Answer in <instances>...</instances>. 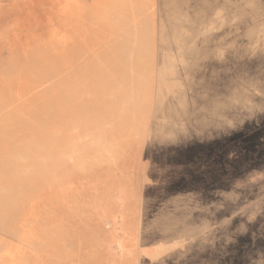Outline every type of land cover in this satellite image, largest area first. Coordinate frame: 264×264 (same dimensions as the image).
<instances>
[{
	"label": "bare ground",
	"instance_id": "1",
	"mask_svg": "<svg viewBox=\"0 0 264 264\" xmlns=\"http://www.w3.org/2000/svg\"><path fill=\"white\" fill-rule=\"evenodd\" d=\"M54 1L67 4L69 0ZM147 6V2L143 6L138 0H95L90 7L82 8L81 16L97 31L93 38L96 43L91 52L93 56L86 61L87 70L77 71L71 65L58 68L52 74V81L59 77V85L41 87L36 98L25 94L18 83L20 66L15 64L12 73H1L7 58L18 59L20 56L14 33L20 30L23 20H33L36 13L32 15L26 10V14L5 15L0 9V200L3 201L0 214L8 213V221L22 227L27 217L12 216L13 203L18 200L21 205L27 204L30 195L48 185L50 188L61 187L68 185L67 181L73 183L82 179L85 183L106 181L102 196H109L110 187L123 180L122 183L129 186L128 190L125 187L126 190L121 191L123 194L132 192L137 200L145 198L172 207L160 223L148 224L144 233L132 239L140 244L150 241L155 250L149 256L165 264V259L182 260L181 252L185 258L196 257L198 246L205 247L214 241L218 232L226 233L235 226L234 219L226 216L231 214L232 208H238V201L244 195L254 197L259 191L256 185L264 181V159L257 157L243 164L227 163L229 172L241 166L233 175L220 176L216 182H208L206 187H196L198 181L194 179L181 182L182 186L176 191L163 190L190 154L227 147L226 141L231 137L247 138L250 135V130L246 129L248 125L264 121V0H161L163 36L158 53L153 52L147 39L145 28L149 23H140L141 17L147 14ZM67 11L58 9L49 20L64 25L69 21ZM111 13L117 16L112 18ZM34 36L31 33L23 36L22 47L29 56ZM87 38L84 33L69 36L65 47L81 59L85 55L78 46V39ZM120 104L121 111L117 108ZM92 115L103 118L105 123L90 125ZM44 119L48 123H44ZM70 120L77 123V128L73 127L74 139L62 141L58 147L45 143L51 152L50 163L45 168L47 175L30 186L33 178L21 175L26 167L4 158L5 148L10 145L8 153L12 157L30 159V155L39 154L38 137L60 135L52 124L65 127L71 124ZM28 135H33V139L28 140ZM137 148H142L141 152L135 153L138 162L128 169L120 168L118 157L125 150ZM63 153L71 155L74 163L68 165L71 166L69 171L62 173L59 165L67 164ZM244 156L246 153L238 157ZM81 168L88 172L82 179L75 177L77 169ZM138 169L146 192L134 188L140 184L132 178ZM59 170L60 174L57 173ZM105 171L109 175L102 177ZM60 175L59 182L52 184L50 177L56 179ZM13 181L18 188L9 187ZM209 184H215V188L209 189ZM155 186L159 189L148 190ZM86 196L74 197L78 201L74 210L80 212L82 219L106 210H100L107 203L104 199ZM180 196L185 199H179ZM79 206L83 210L79 211ZM69 212L70 209H64L66 219L71 221L73 217ZM143 212L148 214L146 209ZM3 223L0 220V230L6 227ZM67 234V231L63 233L59 241ZM196 236L203 237L196 240ZM14 251L18 264H42L39 257L27 261L28 253L20 248ZM257 262L264 264V257Z\"/></svg>",
	"mask_w": 264,
	"mask_h": 264
},
{
	"label": "rangeland",
	"instance_id": "2",
	"mask_svg": "<svg viewBox=\"0 0 264 264\" xmlns=\"http://www.w3.org/2000/svg\"><path fill=\"white\" fill-rule=\"evenodd\" d=\"M28 1L30 0H0V9L3 10L5 15L13 12L17 14H26V10H30L32 15L36 13L33 20H23V22H25L26 24L22 22L20 30L14 33L15 38L17 39V46H19L18 51L20 56L18 59H15L13 57L7 58V61L1 73H12L15 71V69L13 68L15 64L16 66H20V69L22 71H19L17 81L18 83H20V86L22 85L25 94L36 98L38 95H40V91L38 89H40L41 87L45 85H59V77L57 78V81H52V74L58 68H64L71 65V67H73L77 71L87 70L86 61H88V59L91 57V52L96 46L93 38L96 37L97 31H94V29L90 28L91 22L85 20L83 16H81V10L82 8L90 7L95 0H69L67 4H65L64 1L54 0H31V3H28ZM138 1L143 2V6L145 2H147L148 4L147 14L144 17H141L140 23L144 25H146V23H149L145 28L146 34L148 35L147 39H149L150 47L153 52L158 53L161 46V38L163 36L161 27L162 24L160 19L161 9L159 7V2L161 0ZM71 7L72 10H70ZM62 8L69 10V12L67 11L69 14V21L64 25H61L59 21H50L49 19H51L52 15L55 14L56 10ZM37 12L40 14H38ZM118 13L119 12H117V14ZM111 14L112 18H115L117 16L116 13ZM130 28H132V26ZM104 30L105 28H102V31ZM28 33L35 35V39L31 44L32 52L30 56L25 51V47H22V41L24 39L23 36ZM77 33H84L88 36V38L85 40L78 39V46L85 55L81 59L75 57L76 55L73 56V53L69 52L68 47H65L67 38L69 36L77 35ZM35 40L37 44H34L36 43ZM33 45H37L38 47ZM35 48H37L38 50ZM68 54L71 55L68 56ZM34 55L38 58L35 59ZM43 56H45L46 58ZM22 60L25 61L23 62ZM11 62L13 63V66ZM25 63L27 64L25 65ZM10 65L11 67L9 68ZM32 76L33 78H31ZM117 108H120L119 110L121 111V104L118 105ZM42 121L44 123H48L47 119H44ZM71 121L72 120H70L71 124H67L65 127H61L60 124L56 123L52 124L54 129L57 130L60 135H48L46 138L45 136L38 137V155H30V159H26L22 156L20 158L12 157L8 153L10 147V145L8 144V147L5 148L6 153L2 156L9 161L13 160L15 162L22 163L26 167V169L25 172H23L21 175L32 177L33 182L30 183V186H32L36 180L44 178L47 175L45 168H47L48 164L50 163V161L48 160L50 159L51 152L46 148L45 143H49L50 145L58 147L62 141L68 142V140L74 139L75 129L77 128L75 126L77 125V123H73ZM89 122L90 125H96L99 123H105V120H103V118L101 119L98 115H92L90 116ZM73 127H75V129H73ZM246 129L250 130V135H248L247 138L233 136L226 141L227 147L224 145L220 146L217 150H201L203 152L196 151L190 154L187 157V162H182L181 166L177 168L179 171L174 175L175 181L174 179H172L173 181H169L170 183L168 182L169 184L167 183V185L164 186L163 190L167 191L168 193L171 191L173 192V190L176 191L182 186L181 182L191 181L194 179L198 181L196 187H206L205 185L208 182L214 183L217 179H219L220 176H227L230 174L233 175V173H236V171L241 166H235L236 170L233 168V172H229L227 163L234 162L238 165V163L240 164V162L247 163L249 161H253L257 157H260L261 160L264 159V149L261 148L264 147V121L256 125H248ZM28 137V140L33 139V135H28ZM19 147L22 151H25L24 147ZM135 150H137L138 152ZM252 150L254 152L248 154ZM141 151L142 148L125 150L124 153L118 157L120 168L128 169L131 164L137 163L138 158L136 157V154ZM66 153L65 155L63 153V160H65L67 164L59 165V167L57 164V167L62 171V173L65 171H69L71 166L68 165L74 163V159L71 158V155H67ZM131 153L136 154L134 157H132ZM244 153H246V156H244V158L238 157L239 155ZM39 163L42 164V167L39 166ZM140 167L141 166H139V168ZM60 170L57 171V173H59ZM176 170L174 171V173L176 172ZM139 171L140 169H138V171L136 170V172L132 174L133 180L140 183L137 188L136 186H134V188L136 189V191L140 190L142 192H146L147 189L145 190L144 188L142 179H140L141 176L138 173ZM97 172V174H100V171L98 169ZM119 172L120 170L118 171V173ZM75 175V177H80V179H82L81 177H86V175H88V172L86 171V169L81 168L77 169ZM108 175L109 173H107L106 171L104 174H101L102 177H107ZM60 177L61 175L56 179L50 177V181L52 182V184H54L56 182H59ZM75 179L76 178H74V180ZM82 180L73 181V183L72 181H67L68 185H62L61 187L58 186L50 188V186L48 185L47 187L41 189L37 194L34 193L30 195L27 204H25L26 206L21 205L18 200L13 203L11 215L22 217L23 219L27 217V222L26 224L22 225V227L21 224H18V226H16V224L10 223L11 221H8V219H10V217H8V213L4 212L0 214V220L1 222H4L3 224L6 226L0 230V238H2L3 240L6 239L4 243L3 240H0V264H18L15 260L16 251H14V249L16 248H20L21 250H23L22 252L28 253L27 261L31 258L38 259L37 257H39L42 261V264H161L157 258H151L149 256V254L155 250L153 244L150 241L147 240L140 244L132 239H134L133 237H135L136 235L144 233V228L145 226L147 227L148 224L150 225L151 223H160V220L167 216L170 208L172 207L162 203H156L155 201L149 202V200L145 198H143L142 200H137V197L132 192L131 194L133 195L123 194L121 191H125V187L127 188V190L129 189V186L123 184V180H120V183H118L117 186L115 185L114 187H110L111 194L109 196H102V194H104L103 191L106 187V185L104 184H107L105 183L106 181L101 182L93 180L85 183ZM9 187L18 188L19 186L16 185L13 181L9 183ZM174 187L175 189H173ZM256 187L259 191L254 197L249 198L244 195V198H241V200L238 201V208H232L231 214L226 216L228 217V219H234L236 223L235 226L226 231V233L218 232L214 241L208 242L205 247L198 246L196 251L197 258H185V254L181 252L180 258L182 259L183 257L182 260L172 262L170 261V259H165V264H259L260 262L257 261H261V259L264 257V181H262L261 184L258 183ZM76 188L79 190H76ZM212 188H215V184H209V189L212 190ZM158 189L159 187L155 186V188H149L148 190ZM83 196H86L85 198L89 197L90 199H104L107 203L106 205L104 204L102 209L100 210L102 211L103 208L106 210H103V213L97 212L94 215H90V217L82 219L83 217L80 212L76 213V210H74L76 208V205L78 204V201L74 200V197L76 198ZM130 196H133V199ZM179 199H185V197L180 196ZM143 202L146 203L143 204ZM136 205L137 207H135ZM232 205L233 204L230 203V206ZM2 207L3 201L0 200V209ZM64 209H70L69 216L73 217L71 221L66 219ZM79 209V211L83 210L81 206H79ZM143 209H146L148 214L143 212ZM122 210L125 212H122ZM91 216L94 218H91ZM108 216L111 218L108 219ZM130 220L132 222H130ZM220 221H222V219H220ZM83 227L85 229H83ZM102 227L104 230L102 229ZM80 228L82 230H78ZM241 229H243V231H241ZM249 229L252 231V233ZM66 231L68 232L66 236L68 241L65 240V238L60 242L59 239ZM76 231H78V234ZM130 232L132 233L130 234ZM16 234H19V236L15 240L11 239ZM76 237L78 238L76 239ZM124 237H126L127 239ZM202 237L203 236H196L195 239H202ZM122 239L126 242H124ZM130 251L131 253H129ZM213 251H215V253H212ZM122 252L125 253L123 254ZM186 260L188 262H186Z\"/></svg>",
	"mask_w": 264,
	"mask_h": 264
}]
</instances>
